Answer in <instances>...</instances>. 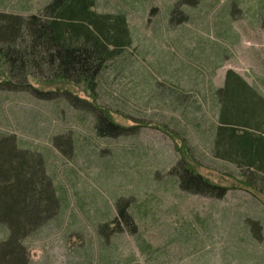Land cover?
Wrapping results in <instances>:
<instances>
[{"label":"rangeland","instance_id":"1","mask_svg":"<svg viewBox=\"0 0 264 264\" xmlns=\"http://www.w3.org/2000/svg\"><path fill=\"white\" fill-rule=\"evenodd\" d=\"M48 1L0 0V10L28 16ZM175 2L98 0L97 10L127 15L133 44L94 84L30 77L50 93L41 99L6 84L0 65V132L43 153L65 195L25 239L30 264H264V181L215 157L210 128L229 69L264 95V0H191L181 15ZM101 113L122 134L100 136ZM181 161L227 193L182 190L171 172ZM118 201L131 212L145 203L134 231ZM8 234L0 225V242Z\"/></svg>","mask_w":264,"mask_h":264},{"label":"trees","instance_id":"2","mask_svg":"<svg viewBox=\"0 0 264 264\" xmlns=\"http://www.w3.org/2000/svg\"><path fill=\"white\" fill-rule=\"evenodd\" d=\"M190 3L176 0L171 14L187 13ZM97 5L98 0H49L39 13L28 16L0 10V65H8L11 74L6 84L30 87L41 99H49L50 93L33 88L30 77L94 84L104 64L133 44L127 15L99 11ZM214 90V156L252 170L264 181V95L233 69ZM95 126L103 137L122 134L103 113ZM171 172L184 191L211 197L227 193L226 186L212 182L187 161L178 162ZM63 199L45 155L21 146L15 135L0 132V225L9 231L0 242V264H30L25 239L56 218ZM117 203L121 218L134 231V216L145 203L133 205V212L127 202ZM252 228L261 232L258 221Z\"/></svg>","mask_w":264,"mask_h":264}]
</instances>
